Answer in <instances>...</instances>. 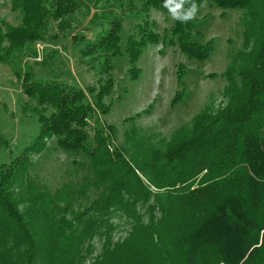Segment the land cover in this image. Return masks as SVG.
I'll return each instance as SVG.
<instances>
[{"label":"trees","instance_id":"trees-1","mask_svg":"<svg viewBox=\"0 0 264 264\" xmlns=\"http://www.w3.org/2000/svg\"><path fill=\"white\" fill-rule=\"evenodd\" d=\"M10 2L23 18L20 26L0 21V65H12L23 51L43 41L50 21L64 30L80 1ZM205 2L243 11L242 47L222 73L225 103L216 111L205 108L189 126L175 130L162 150L141 146L131 129L132 162L122 149L111 150L106 132L111 128L100 120L108 111L103 99L113 88L111 78L98 91L88 89L94 96L88 102L81 88L23 73L21 89L33 101L39 129L10 165L0 167V264H82L86 257L80 245L93 227V212L119 213L130 229L121 241L110 244L108 238L106 249L89 264H264V0H185L181 11ZM160 3L144 4L158 8ZM107 11L99 18L109 19L108 27L79 50L82 58H103V73L121 55L122 21ZM194 28V18L175 19L170 45L176 44L189 59L204 61L213 48L210 42L192 39ZM158 40L146 23L128 39L132 80L140 74L135 64L143 49ZM14 75L21 77L17 71ZM178 101L177 94L171 104ZM50 140L57 149L80 156L87 170L83 189H101L83 212H73L67 200L61 206L56 196L29 182L25 187L33 194L16 198L14 188L31 165L29 157L47 150ZM4 146L7 141L0 135V149ZM151 200L149 219L143 223L137 204ZM69 212L75 213L71 219Z\"/></svg>","mask_w":264,"mask_h":264},{"label":"rangeland","instance_id":"rangeland-1","mask_svg":"<svg viewBox=\"0 0 264 264\" xmlns=\"http://www.w3.org/2000/svg\"><path fill=\"white\" fill-rule=\"evenodd\" d=\"M79 1L67 18L64 30L58 29L57 22L50 21L43 41L23 51L12 65H0V135L7 141V146L0 149V167L10 165L39 129L33 101L21 89L22 76L27 71L34 79H58L81 88L88 102L94 98L88 89L94 87L98 91L99 85L111 78L113 88L103 99L108 111L100 115V120L105 128H111L106 131L111 150L122 149L130 162L135 150L134 142L127 139L131 129H135L133 135L141 146L162 150L175 130L189 126L191 119L205 108L216 111L225 103L226 80L222 73L242 47L243 11L222 10L211 2L198 8L192 39L201 44L210 42L213 50L206 60L196 61L181 53L176 44L170 45L175 19L165 7V0H161L158 8L146 6L145 0ZM107 10H112L122 21L121 55L113 57L111 69L103 73V58H82L79 50L108 27L109 19L99 18ZM22 18L20 10L12 9L10 0H0V21L20 26ZM145 23L159 35V40L143 49L135 64L140 74L132 80L125 46L136 35L137 26ZM14 71L21 77H16ZM177 94L179 101L172 105ZM48 147L39 155L29 157L31 165L14 188L16 198L24 200L33 194V190L25 187L29 182L40 186L41 192L56 196L61 206L67 200L73 212H83L101 189L92 186L83 189L87 170L79 155L57 149L54 140L48 141ZM149 188L155 192L153 187ZM151 203L152 200L137 204L143 223L149 219L147 207ZM23 206L19 203L20 210ZM70 212L68 219L75 216ZM154 215L158 217L159 213ZM90 216L93 227L80 245V254L86 257L82 264L92 263L99 257L108 246V238L110 244L121 241L130 229L129 222L119 213L93 212ZM73 221L81 227L79 221Z\"/></svg>","mask_w":264,"mask_h":264},{"label":"clouds","instance_id":"clouds-1","mask_svg":"<svg viewBox=\"0 0 264 264\" xmlns=\"http://www.w3.org/2000/svg\"><path fill=\"white\" fill-rule=\"evenodd\" d=\"M185 0H165V7L168 8L173 19H179L182 22H186L189 19L194 18L195 13L197 12V6L195 4L187 10L186 12H182V5Z\"/></svg>","mask_w":264,"mask_h":264}]
</instances>
